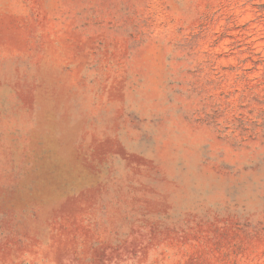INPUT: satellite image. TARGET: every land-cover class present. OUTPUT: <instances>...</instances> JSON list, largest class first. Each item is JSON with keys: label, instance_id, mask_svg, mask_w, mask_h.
I'll list each match as a JSON object with an SVG mask.
<instances>
[{"label": "rangeland", "instance_id": "374dc122", "mask_svg": "<svg viewBox=\"0 0 264 264\" xmlns=\"http://www.w3.org/2000/svg\"><path fill=\"white\" fill-rule=\"evenodd\" d=\"M0 264H264V0H0Z\"/></svg>", "mask_w": 264, "mask_h": 264}]
</instances>
